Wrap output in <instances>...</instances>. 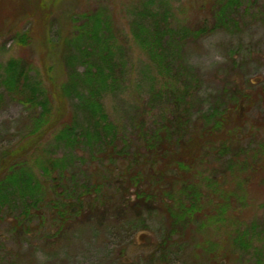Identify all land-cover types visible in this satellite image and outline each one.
<instances>
[{"label": "trees", "instance_id": "trees-1", "mask_svg": "<svg viewBox=\"0 0 264 264\" xmlns=\"http://www.w3.org/2000/svg\"><path fill=\"white\" fill-rule=\"evenodd\" d=\"M250 1L214 0L215 20L220 23L209 31L228 26L241 7L259 6ZM174 17L171 1L149 0L129 21L133 42L158 76L142 103L139 120L132 122L133 139L117 130L105 108L106 98L125 88L129 45L124 31L114 28L107 13L104 18L100 12L84 13L63 43L67 79L59 95L69 120L54 114L38 71L21 59L10 60L6 75H0V99L8 96L22 105L30 124L23 142L0 149V225L7 224L13 238L23 242L41 229L58 237L86 218L100 222L115 215L128 223L134 215L160 212L166 233L157 249L175 243L177 237L183 239L191 230L216 231L223 226L229 235V249L222 251L226 259L234 249L246 254L254 249L257 254L249 255L252 261L264 264V247H254L258 241L251 235L257 230L253 224L227 231L240 218L235 206L237 201L242 204L245 195L224 192L228 173L240 174L234 176L240 179L236 181L240 190L252 179L248 171L252 169L254 175L264 168V143L247 152L250 149L240 142L242 116L233 119L232 110L252 101L247 93L236 91L239 96L233 94L228 110L223 105L213 107L193 121L192 98L200 81L181 53L190 40L208 31L176 27ZM27 36L22 35L18 43L26 45ZM48 133L68 154L87 150L90 167L81 164L82 169L69 171L65 156L55 155L44 142ZM227 157L229 172H214L212 164ZM83 158L79 155L76 160ZM131 190L134 200L129 199ZM5 241L0 233V247ZM215 248L217 241L208 254L212 264H219L224 259H218Z\"/></svg>", "mask_w": 264, "mask_h": 264}, {"label": "rangeland", "instance_id": "rangeland-1", "mask_svg": "<svg viewBox=\"0 0 264 264\" xmlns=\"http://www.w3.org/2000/svg\"><path fill=\"white\" fill-rule=\"evenodd\" d=\"M147 1L0 0V75H6L13 58L30 63L49 92L54 114L69 120L71 115L59 95L60 87L67 79L62 63L63 43L72 35L73 25L82 22L80 16L84 13L100 12L103 18L107 13L114 28L124 31L123 36H127L129 45H126L128 80L125 88L106 98L105 108L117 130L133 139L132 122L139 120L150 85L158 79L154 68L148 67L147 58L133 42L129 30V21ZM154 1L160 3L165 0ZM167 1L173 3L176 27L205 28L208 31L201 38L190 40L181 53L185 64L197 73L200 81L192 98L193 121L201 112H209L213 107L223 105L228 110L233 94L239 96L236 91L247 93L252 102L246 100L244 107L232 112L233 119L242 116L240 142L247 150L250 149L247 152L251 154L252 149L264 143V0H256L259 6L253 4L255 8L241 7L230 17L228 26L212 31L209 29L216 22L220 23V20H215L217 7L213 5L214 0ZM25 34L29 42L21 45L18 41ZM78 67L81 71L82 67ZM28 117L29 112L19 103L8 96L0 99V149L23 142L22 137L30 127ZM53 133H48L44 142L55 155L65 156L69 171L82 169L81 164L90 167L87 150H71L68 154L55 143ZM79 155H83L84 161L76 160ZM228 158L213 163L212 170L228 171L225 166ZM212 161L216 160L213 158ZM235 175V172L228 173L229 180H223L224 192L245 195V199L243 205H239V201L234 205L240 218L234 220L233 225L229 224L227 231L253 224L257 230L251 235L258 241L253 245L264 247V168L254 175L252 169L248 171L252 179L245 182L240 190L236 185L240 179L234 178ZM128 195L130 200L135 199L133 190ZM90 219L80 221L61 236L54 237L41 229L34 238L26 236L21 239L23 242L9 235L8 225L3 223L0 233L6 241L0 247V264H212L208 249L213 242L218 244V249L215 248L218 259L225 260L222 251L229 249V235L223 226L216 231L214 228L201 232L191 230L183 239L175 238L176 244L157 249L166 233V221L160 212L152 216L134 215L128 223L115 215L100 222ZM233 253L232 257L221 260L219 264H254L250 256L257 254L254 249L248 254L241 249H234ZM152 256L156 259L153 263Z\"/></svg>", "mask_w": 264, "mask_h": 264}]
</instances>
